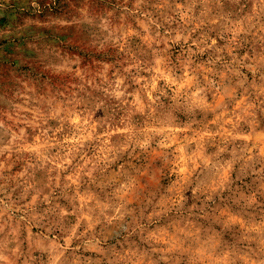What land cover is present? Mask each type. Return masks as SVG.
I'll return each mask as SVG.
<instances>
[{
	"label": "clouds",
	"instance_id": "obj_1",
	"mask_svg": "<svg viewBox=\"0 0 264 264\" xmlns=\"http://www.w3.org/2000/svg\"><path fill=\"white\" fill-rule=\"evenodd\" d=\"M0 21V264H264V0Z\"/></svg>",
	"mask_w": 264,
	"mask_h": 264
},
{
	"label": "rangeland",
	"instance_id": "obj_2",
	"mask_svg": "<svg viewBox=\"0 0 264 264\" xmlns=\"http://www.w3.org/2000/svg\"><path fill=\"white\" fill-rule=\"evenodd\" d=\"M4 23V21H0V24Z\"/></svg>",
	"mask_w": 264,
	"mask_h": 264
}]
</instances>
